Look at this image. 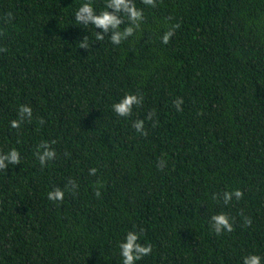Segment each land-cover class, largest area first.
Returning <instances> with one entry per match:
<instances>
[{
  "label": "trees",
  "instance_id": "obj_1",
  "mask_svg": "<svg viewBox=\"0 0 264 264\" xmlns=\"http://www.w3.org/2000/svg\"><path fill=\"white\" fill-rule=\"evenodd\" d=\"M135 2L141 34L113 46L75 23L82 0H0V17L12 15L0 19V152L21 156L0 171V264H121L118 243L140 229L152 253L136 264H242L250 253L264 264V0ZM125 93L144 103L117 118L110 106ZM21 104L33 118L18 133L9 121ZM53 140L42 168L33 152ZM69 179L78 188L49 201ZM236 189L239 201L213 199ZM220 212L234 231L216 236L208 225Z\"/></svg>",
  "mask_w": 264,
  "mask_h": 264
},
{
  "label": "clouds",
  "instance_id": "obj_2",
  "mask_svg": "<svg viewBox=\"0 0 264 264\" xmlns=\"http://www.w3.org/2000/svg\"><path fill=\"white\" fill-rule=\"evenodd\" d=\"M158 0H140V4L150 8L157 7ZM5 24L9 23L12 19L11 13H7L4 17H0ZM74 20L76 24L81 25L83 28L89 25L96 29H100L99 32L95 31L94 41H104L105 37H108L109 42L113 46H119L130 38H138L141 34L142 25L146 22L145 12L143 7H138L135 0H103V8L99 11L94 7L93 0H82L80 6L74 12ZM180 28L179 23L171 24L167 29L159 36V40L162 44L167 45L170 39L175 35L176 31ZM137 42V39H133V44ZM80 43V48L88 50L90 43L87 36L83 38ZM7 51L6 48H0V52ZM144 98L139 93H125L117 102H114L110 107L112 112L117 118H128L133 115V109L139 108L143 105ZM175 110L177 112L183 111L182 104L184 103L182 97H177L172 101ZM156 113L154 110L147 112L145 117L146 121H152L153 127L156 125L154 120ZM33 118L32 107L28 104H21L17 108V118L9 121V128L15 129L19 133L22 124L25 122L31 123ZM39 123L43 124V118H38ZM145 120L139 118L132 121V128L135 132L142 136H147L148 133L145 130ZM19 143V141H17ZM56 141L51 142L41 141L35 148L33 156L39 162V165L43 168L46 167L49 161L56 158V151L51 147ZM67 155V153H65ZM21 156L20 152L16 148H11L7 152H0V171H4L10 165L20 164ZM166 167V160L160 159L157 162V168L163 171ZM97 168L92 167L89 169V175H96ZM98 187L94 192L95 197L101 196L100 188L102 184L97 182ZM78 188V185L74 180L69 179L67 184L61 188L54 186L51 191L47 193V199L54 204H63L65 190L73 191ZM243 192L239 189L236 190H224L222 193H214L213 199L222 200L224 205L230 204L235 199L241 200ZM243 216V211L240 213ZM252 224L251 218L243 216L242 227H250ZM135 227V226H134ZM208 227L212 232L219 236L222 233H231L234 231V225L229 216L220 212L210 217V223ZM143 229L139 232L128 231L123 240L118 243L119 256L121 257V264H136L137 261L142 260L144 257L152 253V245L150 243H140L143 235ZM262 257L257 254H248L242 258V264H261Z\"/></svg>",
  "mask_w": 264,
  "mask_h": 264
}]
</instances>
